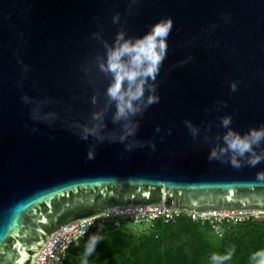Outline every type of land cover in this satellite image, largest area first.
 Returning a JSON list of instances; mask_svg holds the SVG:
<instances>
[{
	"label": "water",
	"instance_id": "95a60500",
	"mask_svg": "<svg viewBox=\"0 0 264 264\" xmlns=\"http://www.w3.org/2000/svg\"><path fill=\"white\" fill-rule=\"evenodd\" d=\"M163 18L159 102L120 143L104 42ZM225 115L242 135L264 126V0H0V264H36L66 228L113 212L264 215V160L208 158L225 146ZM100 124L103 142L81 139Z\"/></svg>",
	"mask_w": 264,
	"mask_h": 264
},
{
	"label": "clouds",
	"instance_id": "9594fccd",
	"mask_svg": "<svg viewBox=\"0 0 264 264\" xmlns=\"http://www.w3.org/2000/svg\"><path fill=\"white\" fill-rule=\"evenodd\" d=\"M113 24L120 22V14L117 13L112 17ZM173 22L171 18H163L153 24L149 30L141 37L125 38L124 31H118L116 38L111 45L106 41L104 59L99 63L100 71L111 74L112 81L106 90L110 101L115 102V114L113 123L117 121H126L123 125V133L119 136V142L134 136L139 127L138 121H133L132 117L143 112L152 104L159 102V96L156 95V78L160 71L168 49V36L172 30ZM100 39V33L93 34ZM232 91L236 90V84L230 85ZM149 94L145 98V93ZM27 102V97H22ZM95 103V98H93ZM100 113H94L93 119H100ZM232 117L225 115L221 118V125L228 129L223 136L224 147L212 148L209 151V160H218L226 153H231L227 160L233 167H241V161L247 156V164L255 166L261 160H264V149L259 153L256 148L264 144V126L250 128L243 135L229 128ZM185 124L195 136L196 129L189 121ZM103 124L93 126L92 128L84 127L81 132V139L87 140L89 136H94L98 141L103 142L104 137L99 134L98 129L103 128ZM157 131L159 129L157 128ZM109 142H117L115 138ZM127 147V146H126ZM154 147V145H153ZM93 152H88V157L92 158ZM260 179H264V174H258ZM103 240V237L97 234L91 235L85 245L83 254V264H87V257L91 255L96 244ZM234 249L221 256L213 253L210 257L213 264H221L222 261L231 258ZM250 264H264V248L253 252L250 257Z\"/></svg>",
	"mask_w": 264,
	"mask_h": 264
},
{
	"label": "trees",
	"instance_id": "16d2710c",
	"mask_svg": "<svg viewBox=\"0 0 264 264\" xmlns=\"http://www.w3.org/2000/svg\"><path fill=\"white\" fill-rule=\"evenodd\" d=\"M126 226L108 227L95 246V262L87 264H213V253L223 256L233 249L231 258L221 264H250V255L264 248V221L255 218L224 225L222 238L209 223L202 225L186 217L167 225L158 222L142 238L126 234ZM78 247L70 250L69 264H83Z\"/></svg>",
	"mask_w": 264,
	"mask_h": 264
},
{
	"label": "built area",
	"instance_id": "2783aa9c",
	"mask_svg": "<svg viewBox=\"0 0 264 264\" xmlns=\"http://www.w3.org/2000/svg\"><path fill=\"white\" fill-rule=\"evenodd\" d=\"M213 214V215H212ZM254 213H193L181 210L136 209L127 212H113L72 224L56 236L53 242L43 251L36 264H69L70 250L86 242L94 233L105 237L108 227L120 229L125 225H154L161 222L167 225L181 217H186L200 224L209 223L218 238L224 234V225H236L254 218Z\"/></svg>",
	"mask_w": 264,
	"mask_h": 264
},
{
	"label": "rangeland",
	"instance_id": "374dc122",
	"mask_svg": "<svg viewBox=\"0 0 264 264\" xmlns=\"http://www.w3.org/2000/svg\"><path fill=\"white\" fill-rule=\"evenodd\" d=\"M253 217L257 219L258 221H264V215L255 214ZM123 230L128 235L135 236L137 238H142L146 235H149L151 232H153L155 230V227H153L152 225L148 223L143 224L141 226H133V225L128 224L126 228ZM88 240L84 242L83 244L79 245V247L77 248V252L82 260H83V254L85 251V245L88 242ZM95 255H96V251L94 250V252L87 257V262L89 261L95 262Z\"/></svg>",
	"mask_w": 264,
	"mask_h": 264
},
{
	"label": "bare ground",
	"instance_id": "6f19581e",
	"mask_svg": "<svg viewBox=\"0 0 264 264\" xmlns=\"http://www.w3.org/2000/svg\"><path fill=\"white\" fill-rule=\"evenodd\" d=\"M213 215V214H212Z\"/></svg>",
	"mask_w": 264,
	"mask_h": 264
}]
</instances>
